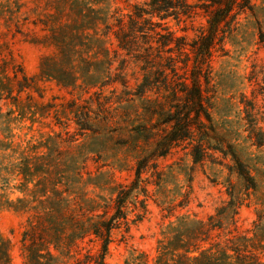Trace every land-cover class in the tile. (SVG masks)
Listing matches in <instances>:
<instances>
[{
	"label": "rangeland",
	"instance_id": "374dc122",
	"mask_svg": "<svg viewBox=\"0 0 264 264\" xmlns=\"http://www.w3.org/2000/svg\"><path fill=\"white\" fill-rule=\"evenodd\" d=\"M144 1L0 0V235L9 243L12 264H27L31 231L48 230L50 211L112 203L118 184L133 178L137 159L153 153L166 128L160 119L168 91L158 85L145 97L137 94L143 63L119 48L113 31L105 35L107 25L116 28L118 17L126 23L133 5ZM252 2L213 49L207 95L221 145L228 152V144L233 147L256 188H246L231 153L210 147L195 162V141L172 146L142 174L150 181L147 212L129 231H113L110 264L171 263L168 252L178 244L186 246L178 252L233 245L264 261V145L255 144L259 128L264 130V0ZM163 22L191 42L206 27L207 15L198 8L191 17ZM231 196L234 210L227 207ZM211 215L222 223L207 238L183 226ZM88 239L78 254L82 259L88 249L100 248ZM74 259L64 255L57 264Z\"/></svg>",
	"mask_w": 264,
	"mask_h": 264
},
{
	"label": "trees",
	"instance_id": "16d2710c",
	"mask_svg": "<svg viewBox=\"0 0 264 264\" xmlns=\"http://www.w3.org/2000/svg\"><path fill=\"white\" fill-rule=\"evenodd\" d=\"M252 6V0H145L133 5L126 23L123 22V17H118L114 23L116 28L113 29L112 24L107 25L105 35L113 31L119 48L143 63L141 69L145 74L144 79L137 84V94L145 97L148 90L158 85L168 91L165 96L168 108L160 119L166 128L160 137L156 138L153 153L137 159L133 178L127 183L118 184L112 203L93 201L79 210L73 207L72 211L65 210L68 212L50 211L49 218L53 221L47 227L49 231H44L43 234L37 232L36 228L31 231L27 264H57L64 255L74 257L75 264H110L106 260V254L113 240V231L123 228L129 231L131 224L141 221L147 212V185L150 181L143 178L142 174L150 167H156L155 162H152L154 157L167 155L172 146L187 140L195 141L191 149L195 162L204 159L206 148L211 147L225 156L231 153L235 171L244 181L246 188H256L253 174L239 159L233 147L228 144V152L221 145L211 112L212 104L207 95L213 49L217 44L223 43L237 15L251 10ZM198 8L206 13L207 25L191 42L187 41L185 36H177L165 27L163 21L169 17H191ZM175 50L178 51L177 56L171 54ZM163 53L169 55L164 56ZM178 61L181 66L177 64ZM23 79L27 81L28 78L24 75ZM122 84L125 85V81H122ZM78 123L82 129L86 128V122L79 120ZM142 131L143 129L139 128L142 134H145L146 128ZM259 131L261 138L255 139L258 146L264 145V130L259 128ZM211 139L216 140L220 146H213ZM0 188L5 189L3 186ZM227 207L234 210L232 196ZM130 213L133 214L132 217ZM57 214L65 221L57 219L56 222L54 216ZM221 223V220L215 221L211 215L207 222L191 220L185 221L183 226L185 229L193 228L199 235L206 234L207 238L212 229L221 228ZM28 235L29 232L25 231L24 241ZM86 237H89L90 242L98 240L100 248L94 253L88 249L82 259L78 254L84 249L82 244ZM178 237L179 243L183 241ZM184 247L186 246L178 244L171 251H164L163 254L169 253L173 261L170 263L165 260L163 264H264L258 255L238 246L229 245L225 249L213 251V247L202 248L194 245V248L188 247L184 252H178ZM228 249H232L234 253H230ZM191 252L198 253L190 255ZM173 255L179 257L178 262H175ZM160 260L161 258L153 264H162ZM0 264H12L9 243L1 235Z\"/></svg>",
	"mask_w": 264,
	"mask_h": 264
}]
</instances>
